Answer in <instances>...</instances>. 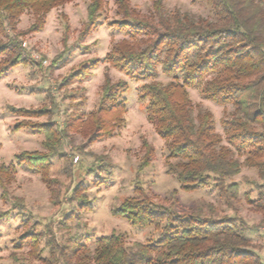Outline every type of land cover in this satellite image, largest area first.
I'll list each match as a JSON object with an SVG mask.
<instances>
[{"label":"rangeland","instance_id":"1","mask_svg":"<svg viewBox=\"0 0 264 264\" xmlns=\"http://www.w3.org/2000/svg\"><path fill=\"white\" fill-rule=\"evenodd\" d=\"M100 1L101 9L91 29L89 8L93 0H67L47 12L42 22L32 10H26L18 20L19 41L28 62L0 74V165L15 167L13 182L6 188L0 186V264H60L59 252L49 247L51 238L68 249L77 238L92 249L96 239L114 233L125 236L131 248L157 240L161 235L153 227L134 226L114 215L135 195L137 186L178 214L242 218L251 228L247 236L253 251L264 257V211L259 208L264 180L245 164L248 155L240 157L245 164L241 173L226 180L227 188L238 187L237 195L230 194L229 201L220 195L213 180L198 191L181 189L168 173L166 143L148 121L147 100H140V87L152 81L130 79L107 61L117 45L140 50L153 41V36L132 35L131 27L125 30L127 22H148L159 28L163 22L174 24L178 20L215 21L213 9L206 0ZM83 68L87 76L65 82ZM159 73L154 81L168 84L170 79L161 69ZM106 77L129 83L124 94L127 112L121 130L97 139L93 133L99 132L89 115L98 107ZM188 93L193 116L210 112L214 132L227 146L223 121L230 119L234 107L205 98L201 89L189 88ZM80 105L83 120L74 122L73 112L81 109ZM11 107L27 112L15 114ZM69 121L74 124L68 126ZM32 124L54 125L62 135L60 147L50 160L49 185L41 174L19 166L16 159L23 152L48 154L43 146L45 134L30 128ZM144 140L154 155L138 171L145 154ZM78 187L91 201L88 209L71 198ZM29 234L36 242L24 240Z\"/></svg>","mask_w":264,"mask_h":264},{"label":"trees","instance_id":"2","mask_svg":"<svg viewBox=\"0 0 264 264\" xmlns=\"http://www.w3.org/2000/svg\"><path fill=\"white\" fill-rule=\"evenodd\" d=\"M65 1L0 0L1 75L28 62L17 31L20 16L32 10L42 22L47 12ZM206 1L215 21L178 20L174 24L163 22L159 28L148 22H127L125 30L131 27L132 35L153 36V41L140 50L117 45L107 61L130 79L152 81L140 87V100H147L148 121L166 143L168 173L181 189L198 191L213 180L220 195L229 201L230 194L237 195L238 187L234 184L227 188L226 180L238 176L245 164L264 180V0ZM100 9L101 1L93 0L89 29L95 25ZM160 69L170 79L166 85L154 81ZM86 70L73 73L65 82L87 76ZM129 88L127 81L113 82L106 77L98 107L89 115L99 132L93 133L95 138L110 137L124 127V94ZM189 88L201 89L205 98L234 107L230 119L223 121L227 146L215 134L210 112L200 111L193 116ZM80 107L73 112L74 122L83 120ZM10 110L19 115L27 112L14 107ZM70 121L68 126L74 124ZM30 128L45 134L43 146L48 154L23 152L16 159L19 166L41 174L49 185L50 160L60 147L62 135L54 125L32 124ZM143 149L138 171L154 155L146 140ZM244 154L248 155L245 164L240 162ZM14 173V166L0 165V186L11 184ZM71 198L82 209L91 206L82 187L76 188ZM154 200L151 193L137 186L135 195L125 200L114 215L134 226L153 227L161 235L157 240L131 248L125 236L114 233L96 239L92 249L80 238L71 249L60 247L51 238L49 247L59 252L60 264H264V257L252 249L247 236L251 228L242 218L178 214ZM260 202L259 208L264 211V196ZM24 240L31 243L37 239L29 234Z\"/></svg>","mask_w":264,"mask_h":264}]
</instances>
